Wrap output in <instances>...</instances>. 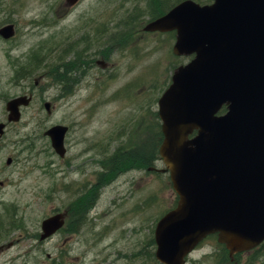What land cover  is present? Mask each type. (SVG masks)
Listing matches in <instances>:
<instances>
[{"label": "rangeland", "instance_id": "obj_1", "mask_svg": "<svg viewBox=\"0 0 264 264\" xmlns=\"http://www.w3.org/2000/svg\"><path fill=\"white\" fill-rule=\"evenodd\" d=\"M178 1L81 0L70 9L67 0H0V28L16 30L9 42L0 37V121L7 101L32 97L0 141V231H10L1 243L12 241L0 264H159L155 225L177 197L169 173L156 171L164 165L150 130L187 59L173 55L174 33L142 29ZM54 125L69 128L64 158L43 135ZM57 212L72 215L75 232L66 226L39 242L41 221ZM187 264H264V246L231 258L209 239Z\"/></svg>", "mask_w": 264, "mask_h": 264}, {"label": "water", "instance_id": "obj_2", "mask_svg": "<svg viewBox=\"0 0 264 264\" xmlns=\"http://www.w3.org/2000/svg\"><path fill=\"white\" fill-rule=\"evenodd\" d=\"M144 31H175L172 53L193 56L158 100L162 171L178 202L155 226V258L185 264L209 235L230 257L250 251L264 242V0H185ZM13 35V25L0 29L3 39ZM29 102L9 101L7 121L18 122L19 107ZM66 132L54 126L45 133L60 157ZM63 224L62 215L44 220L41 240Z\"/></svg>", "mask_w": 264, "mask_h": 264}, {"label": "trees", "instance_id": "obj_3", "mask_svg": "<svg viewBox=\"0 0 264 264\" xmlns=\"http://www.w3.org/2000/svg\"><path fill=\"white\" fill-rule=\"evenodd\" d=\"M166 1H168V3H170L172 0H166ZM181 0H179L178 2H180ZM196 1H200V0H196ZM178 2H176V3H178ZM172 5V4H171ZM162 7H166V6H163V3H162V5H161ZM168 9H170V7L168 8ZM151 14H157V12L155 11V10H153V12L151 13ZM153 18H156V17H158V15H153L152 16ZM24 68H22V70H23ZM57 76V75H56ZM154 117H155V124L153 125V127H152V125L150 126V127H152L153 128V130L151 129L150 130V132H152V135H151V137H153V139H154V144H153V149H155L156 148V150H158V148H159V145H160V143H161V140H162V134H161V132H160V123H159V119H158V117H157V114H155L154 115ZM137 155H136V151L135 152H133V154L130 156V158H132V159H136L137 160ZM141 164L145 167V168H148L152 163H151V160H149V161H143L142 160V162H141ZM210 238V237H209ZM210 239H212V238H210ZM264 246V244L263 245H261V247H263Z\"/></svg>", "mask_w": 264, "mask_h": 264}, {"label": "flooded vegetation", "instance_id": "obj_4", "mask_svg": "<svg viewBox=\"0 0 264 264\" xmlns=\"http://www.w3.org/2000/svg\"><path fill=\"white\" fill-rule=\"evenodd\" d=\"M72 8H74V6H71L70 7V9H72ZM90 30H93V27H90ZM95 35H99V32H95ZM92 50V46L91 45H83V47H82V51L81 52H83V53H86V54H88V56H89V52ZM87 59V58H86ZM93 61H91L89 64H88V66H90L91 65V63H92ZM94 63H95V65L98 67V65H97V60L96 61H94ZM4 137H5V135H3L2 136V138L0 139V141H2L3 139H4ZM57 213H60V212H57ZM57 213H55V214H57ZM65 214V213H64ZM68 213H66V218H67V216H69V214L67 215ZM38 236H39V233H38ZM7 237V233L6 234H4V236H1L0 237V241H2V239L3 238H6ZM10 243H12V241L10 242Z\"/></svg>", "mask_w": 264, "mask_h": 264}]
</instances>
